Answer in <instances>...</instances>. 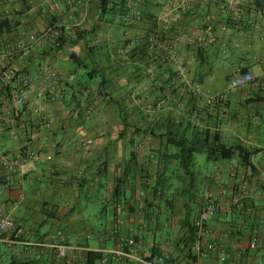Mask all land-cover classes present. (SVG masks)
Returning a JSON list of instances; mask_svg holds the SVG:
<instances>
[{
  "label": "crops",
  "instance_id": "0c3cea01",
  "mask_svg": "<svg viewBox=\"0 0 264 264\" xmlns=\"http://www.w3.org/2000/svg\"><path fill=\"white\" fill-rule=\"evenodd\" d=\"M0 2V16L26 19L0 36V52L26 48L23 56L15 54L1 64L4 73L15 71L17 77L0 90V209L15 221L14 228L0 236V264H63L50 247L61 241L58 231L69 237L77 248L75 256L84 264L89 252L116 244L117 216L123 221L122 232L137 239L144 255L163 254L178 264H264V246L255 250L250 246L257 219L264 216V9L256 0ZM102 2H107L104 10ZM113 2L155 19L154 37L159 41L152 45L156 61L148 73L155 80L159 65L164 71L172 68L177 73L172 81L188 86L177 91L180 96L193 90L198 101L207 102L241 70L257 77L254 84L231 92L226 104L212 106V116L205 112L199 116L201 127L219 134L227 147L239 144L251 152L252 167L243 165L238 156L214 161L198 152L185 171L178 165V150L166 137H156L143 126L136 128L142 132L135 138L132 133L118 137L122 123H108L103 117H111L112 106L102 102L88 112L81 100L78 106L75 95L82 92L84 99L86 93L78 82L90 65L97 70L110 67L105 73L108 80L117 75L120 86L111 87L110 81L106 92L127 90L130 62L113 57L114 46L125 35L142 39L141 33L148 29L109 22L108 18L129 16L123 9L115 10ZM47 24L53 25L55 34L70 35L62 50L50 52L55 39L45 41L44 33L37 34V26ZM77 31H84L86 38H78ZM97 44L104 46L105 58L98 55ZM76 50L84 51L83 57ZM72 54L84 62V69H73ZM118 66L121 70L113 74ZM146 76L141 74L138 80H151ZM24 78L30 86L27 104L21 106L13 93ZM90 85L84 83L86 88ZM98 86L95 82L92 90ZM143 86L138 91L144 92ZM83 111L84 115H76ZM243 179L254 182L257 189L251 203L237 212L232 197ZM212 199L219 201L220 210L212 215V235L206 244L225 248L226 256L212 251L196 257L192 249L189 255L187 248L177 245L202 205ZM260 237L264 243V224Z\"/></svg>",
  "mask_w": 264,
  "mask_h": 264
},
{
  "label": "trees",
  "instance_id": "16d2710c",
  "mask_svg": "<svg viewBox=\"0 0 264 264\" xmlns=\"http://www.w3.org/2000/svg\"><path fill=\"white\" fill-rule=\"evenodd\" d=\"M256 3L261 6V8L264 9V0H256ZM109 4V3H108ZM114 5V9L116 10L118 7L119 11L120 9H123V11H126V15H129L126 19H118L116 17L108 18V21L111 22L113 25H120L123 24L129 29L137 30L139 28H143L142 26L147 25L148 29H146V34L144 38L140 39L130 51L127 52V58L129 59V62H136L137 67H135L134 73H130V81H128L125 85L131 86L135 83L136 86L139 87V77L141 74L147 75L146 77H150L151 73H148V70L150 67L154 65L155 57L156 55L154 54L153 51L150 50L151 48V36L156 30L157 24L155 19L153 18H148L144 17L140 12L138 11H132V9L127 6L124 3H112ZM101 6L104 7L107 6V2H102ZM123 6V8L121 7ZM102 10V11H103ZM138 12V13H137ZM140 14V15H139ZM120 21L117 23V21ZM155 21V23H154ZM17 26H20L18 24ZM16 26V27H17ZM13 21L9 20L8 18L2 19L0 22V36L5 35L6 32H10L14 28ZM63 31V29H61ZM57 38L55 40L51 41V46H49L50 52L53 51H59L62 50L67 43V37L70 35H65L64 33H56ZM77 36L78 38H86L85 32L84 31H77ZM97 37V35H96ZM98 38V37H97ZM161 39V38H160ZM93 40V39H92ZM97 40V39H96ZM102 44H97L96 46L99 47ZM120 46V45H117ZM104 46H100L97 48V53L103 54L105 52V49L103 48ZM92 49V48H91ZM94 49V47H93ZM92 49V52H93ZM49 52V51H48ZM70 58L79 65V67H82L84 69V62L79 59V57L76 54L70 55ZM126 59V58H125ZM141 65V66H140ZM143 66V67H142ZM88 73L87 75H84L81 77V80L78 82L79 87H83L85 90V96L88 99V103L85 108V112H88L91 107L98 106L102 102H105V98H109V93L104 90V87L109 85L110 81H115L117 82V75H113L111 80H108L107 75L105 74L107 72V68H101L97 70L96 67L92 66L88 68ZM121 68L118 66L116 69H113V74L114 72L120 71ZM173 69L171 68L170 70L168 69L167 71H164V67L162 65H159L158 68H156V78L155 80H150V87L157 89L156 92H153L154 90H151L152 92L149 93L150 96L153 98L155 103H158L159 100L166 99L168 96H178L177 91L181 89V85L178 81L173 82L172 79L174 80V75L177 73L173 74L172 73ZM171 72V75H170ZM242 73H248L247 69L241 70ZM149 74V75H148ZM133 75V78H132ZM168 75V78H164L165 76ZM116 78V79H115ZM145 78V77H144ZM166 79V80H162ZM143 81V80H142ZM149 81V80H148ZM89 82L90 87H84V83ZM95 82L99 83V86L97 89H95L96 93H93L92 87ZM173 82V83H172ZM115 83V82H114ZM0 90L3 88H1ZM171 87H173L171 89ZM102 88V89H101ZM171 91V94H168L167 91ZM132 93V91L130 92ZM81 94V95H80ZM82 92L79 93L78 95H75V98L78 102V106L80 107V100L82 98ZM108 94V95H107ZM116 94H120L117 93ZM140 98L146 97L147 95H142L140 93H137ZM155 94V96H154ZM191 100L194 101V106L189 107L192 111L189 109L184 113L180 111V114H182L183 117H179L178 122H176V114L175 115H167L166 119L167 121H153L150 120L152 119L151 117H145L144 115V110L141 108L140 105H135V107L130 108L129 106H124L122 102L119 100L115 99H110V101L107 100V102H110L111 105L113 106L114 111H116V116L119 120L120 123H122L124 130H120L118 133V137H126L128 133H132L131 137L135 138L136 134L139 132H142V129L140 128L139 130L136 129L137 127H146L148 128L147 132H151L153 135L156 137H161V138H167L168 144L175 147L177 151V155L180 157L177 159L178 165L180 168H183L185 171H188L189 165L192 162L193 155L198 152H205L210 160H230L234 158L235 156H238L242 162L243 165L246 167H252L250 165V160L252 153L249 152L247 149H245L242 145H236L233 147H227L223 142H222V137L219 134H213L210 133L209 129H204L201 131L194 122L191 121L193 117L195 119L199 118L200 112H205L207 113L205 116L207 117L208 115L212 116L209 112L210 108L212 107L211 105H206L204 108L200 109L197 107V99L196 96L192 92L189 93ZM14 99L16 100V93H13ZM81 96V97H80ZM110 97H113L112 95ZM139 98V97H138ZM197 100V101H195ZM135 103V99H130L129 104ZM90 105V106H89ZM220 105H215L214 107L217 108ZM125 107L127 108L125 110ZM155 112V111H154ZM132 113L134 116L138 118V120L130 121L129 119L132 117ZM85 114L84 111L82 113H77L76 115H81ZM87 114V113H86ZM146 121H141L142 119ZM133 119V118H132ZM141 119V120H140ZM206 127V126H205ZM129 128V130L127 129ZM207 128V127H206ZM193 139L195 143H191L189 140ZM252 170V168H251ZM251 201L247 202L246 205H249ZM203 206V205H202ZM247 207V206H246ZM202 208V207H201ZM187 225H185L186 227ZM256 228V227H255ZM254 228V229H255ZM195 239V232H194V222L193 224L189 227V231L180 239V243L177 245L178 247H184L188 249V254H191V249L192 245L194 243ZM103 258V254L101 252H89L85 263L84 264H102L101 260Z\"/></svg>",
  "mask_w": 264,
  "mask_h": 264
},
{
  "label": "built area",
  "instance_id": "2783aa9c",
  "mask_svg": "<svg viewBox=\"0 0 264 264\" xmlns=\"http://www.w3.org/2000/svg\"><path fill=\"white\" fill-rule=\"evenodd\" d=\"M55 28L48 29L41 38L45 41L56 39ZM18 52L15 51H4L0 52V86L3 84H8L9 81L15 79L17 74L15 71H10L4 73L1 68L3 61L12 58L15 54H20L23 56L25 54L24 49H18ZM51 76L56 78V73L52 72ZM257 81V77L253 73H242L240 72L237 76L231 79L226 89L217 94L214 97L208 99V105H222L226 104L229 100V95L231 92L246 87L247 85L254 84ZM30 83L28 78H24L21 85L16 90V102L24 106L27 104V92L29 89ZM256 185L254 182L243 179L240 184L234 191L232 197V208L237 212H240L246 208L247 202L251 201L255 197ZM220 210V203L216 199L206 201L200 211L199 217L194 221V232L195 239L192 245L193 254L196 257H201L212 251H217L220 256H226V249L215 245V244H206L208 237L212 235V229L210 227V221L212 215ZM264 224V216H260L257 219V225L254 230L253 237L250 242L252 249H258L264 246L263 241L260 237V227ZM15 226L14 218L11 215L3 214L0 209V236L8 233ZM123 221L117 216L114 219V232L116 236V244L110 248L100 251L103 254L101 260L102 264H178L176 262L171 263L167 257L163 254H148L144 255L140 252L139 243L137 239L133 236L126 235L122 232ZM56 238H60V242L51 244L55 250L56 257L58 260L62 261L63 264H81L80 261L75 256V251L77 248L69 242V237L63 235L62 231H58ZM183 264H197L186 262Z\"/></svg>",
  "mask_w": 264,
  "mask_h": 264
},
{
  "label": "rangeland",
  "instance_id": "374dc122",
  "mask_svg": "<svg viewBox=\"0 0 264 264\" xmlns=\"http://www.w3.org/2000/svg\"><path fill=\"white\" fill-rule=\"evenodd\" d=\"M2 2H0V4H1ZM2 12H4V11H2ZM138 13V12H137ZM140 15V14H139ZM6 18H8L9 20H11V21H13V24H14V26H17L18 24H20V25H22L25 21H26V19L25 18H23V17H15V16H12L11 14H7V16H0V22L2 21V19H6ZM48 20V19H47ZM29 24V23H28ZM37 25V24H36ZM18 27V26H17ZM53 27V25H49V24H47V26L45 27L44 26V28H40V27H38L37 26V29H38V31H37V34H39V35H42L43 33H45V31H47L48 29H50V28H52ZM46 28V29H45ZM36 34V35H37ZM137 34H140V33H137ZM141 34H144L145 35V31H143V33H141ZM140 34V35H141ZM151 36V43H152V45H153V43H154V41L155 42H157V41H159V38H155L154 37V33H153V35H150ZM56 37H57V35H56ZM140 38V36H138V35H136V34H133V35H130V36H126L125 35V37L123 38V39H121V38H119L117 41L119 42V44L118 45H120V46H114V51H113V57L115 56V58L116 59H123V58H126L127 60H129L128 58H127V52L128 51H130L133 47H135V45H137V43H138V41L140 40L139 39ZM93 39V38H92ZM97 41V40H96ZM92 42V41H91ZM121 42H123V43H126L125 45H121ZM152 45H151V48H150V50L152 49ZM120 47H122V48H120ZM121 49L123 50V51H121ZM76 51H79L80 52V54H81V57H83V53H84V51H80V50H76ZM69 54L70 53H72V52H68ZM108 53L109 52H107V56H108ZM105 54V52L103 53V54H101V53H98V55H101V57L100 58H105L106 57V55H104ZM108 57H111V56H108ZM112 58V57H111ZM107 59V58H106ZM91 67V65L90 66H88V68H90ZM135 67H137V64H136V62L134 63V62H130V64L128 65V67H127V71H129L130 73H134V71H135ZM105 68H107V71L109 70V69H111L110 67H106L105 66ZM73 69H75V70H77V71H80V67H79V65L77 64V63H74L73 64ZM114 69H116V68H114ZM151 69V67L149 68V70ZM81 71H82V73H84V71L81 69ZM129 76H131V74H129ZM132 78H133V75H132ZM116 79V78H115ZM229 82V81H228ZM228 82L226 83V84H228ZM126 83H127V81H126ZM136 84L137 83H135V84H133V85H131V86H128L127 87V90H125L124 92H120V94H116V91H113V92H108L109 93V95L111 96H113V97H110L109 96V98H105V102H106V104L108 105V106H112L111 105V103L110 102H107V100L108 101H110V99L112 100V99H117V100H119L120 102H122V104L124 105V106H129L130 108H132V107H135V105L137 106V105H140L141 106V108L144 110V115H145V117H151L152 119H150V120H153V121H167V120H165L167 117V115L169 116V114L170 115H175L176 114V122H178V119L177 118H179V117H183L182 116V114H180V111L182 112V113H184V111L186 110V108L188 107H191V106H194V101L193 100H191V97L190 96H180L179 95V93H177V95L178 96H168L166 99H161V100H159V102L158 103H155L153 100V98H155V97H151L150 96V94L149 93H151L152 91V88L150 87V85H151V83H150V80L148 81V80H145L144 82L143 81H140L139 82V86L141 85H144L143 87H145L144 88V92H141V91H138V86H136ZM115 85H117V86H120V83H118V82H116V83H114V80H113V82H112V86L111 87H115ZM173 87H171V89H172ZM182 88H186V89H188V86H184V84L183 85H181V89ZM95 89H97V88H95ZM94 93H96V91H94V90H92ZM132 91V93H130ZM191 92H193V90H191ZM137 93H140V94H142V95H147L146 97H141L140 98V96L137 94ZM167 93L168 94H171V91H170V88H169V91H167ZM181 93V92H180ZM108 95V94H107ZM81 97V96H80ZM139 97V98H138ZM199 98L200 97H196V99L197 100H199ZM85 99V100H84ZM84 99H82L81 98V101L83 102V104H85L86 106H88L86 103L88 102V99L86 98V96H84ZM130 99H135V102H136V104L135 103H131V104H129V101H130ZM197 100H195V101H197ZM198 105H197V107L198 108H200V109H202V108H204L208 103L206 102V100H204V101H197L196 102ZM90 106V105H89ZM113 107V106H112ZM125 107V110L127 109ZM155 111V112H154ZM116 111H114L113 110V113L111 114V117L109 118V115L107 114V115H103V117L106 119V121L109 123V122H113V123H115V122H119V120H118V118H117V116H116ZM89 117V116H88ZM108 117V118H107ZM133 118V119H132ZM142 119V118H141ZM140 119V120H141ZM130 121H134V120H138V118L136 117V116H134L133 115V113H132V117L129 119ZM141 121H146V120H144V119H142ZM195 121V125L197 126V127H200V130L201 131H203L204 130V127H201V126H204L202 123V119L201 118H199L198 120L197 119H195L194 120ZM262 136H261V138H263L264 137V129L262 130ZM202 163H203V161L204 160H200ZM91 212H93V213H96L97 211H94L93 209H92V211ZM95 222H97L98 223V220H95ZM158 238H160V233H159V235H158ZM157 241H159V239L157 240Z\"/></svg>",
  "mask_w": 264,
  "mask_h": 264
}]
</instances>
